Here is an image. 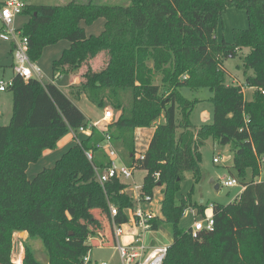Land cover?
<instances>
[{
  "label": "trees",
  "instance_id": "obj_1",
  "mask_svg": "<svg viewBox=\"0 0 264 264\" xmlns=\"http://www.w3.org/2000/svg\"><path fill=\"white\" fill-rule=\"evenodd\" d=\"M24 1L22 15L28 20L21 29L33 61L62 39L70 45L53 61L52 81L14 75L8 88L13 115L8 125H0V264H19L10 256L15 231L38 236L49 264H86L92 247L116 245L110 202L122 224L129 221L127 209L134 201L125 191L129 183L111 179L102 185L97 178L95 167L103 170L112 161L100 146L106 134L124 163L147 172L142 197H154L162 187L163 217L152 223L158 229L165 222L172 231L164 264H264V0ZM231 6L245 9L249 19L248 28L234 29L233 42L216 35ZM99 19L105 20L103 31L89 35L83 24ZM244 48L245 80L229 83L224 60ZM100 54L107 59L95 69L92 62ZM76 74L81 79L69 93L55 82ZM184 87L212 91L211 124L193 126L191 115L200 100L185 97ZM246 87L257 89L251 100ZM83 95L102 109L111 106L113 120L95 126L75 102ZM81 127L90 131L87 137L53 167L29 177L32 163ZM149 127L154 132L141 151L136 132ZM210 138L231 146L232 167L245 188L228 204L213 203L214 229L194 238L191 227L181 226L182 217L190 206L201 214L207 206L180 198V183L186 172L195 182L203 179L202 147ZM26 249L24 264H40Z\"/></svg>",
  "mask_w": 264,
  "mask_h": 264
},
{
  "label": "rangeland",
  "instance_id": "obj_2",
  "mask_svg": "<svg viewBox=\"0 0 264 264\" xmlns=\"http://www.w3.org/2000/svg\"><path fill=\"white\" fill-rule=\"evenodd\" d=\"M3 0H0V4ZM70 0H29V2L40 3V4H63L67 3ZM94 3L100 4H119V5H129L131 0H92ZM28 20V17L20 15L16 20V26L21 27L24 22ZM105 20L99 19L92 25L83 24L86 28V31L89 35L100 34L104 29ZM249 27V19L245 9L241 7L231 6L227 8L218 23L216 35L219 40H227L233 42L234 40V29L241 28L246 29ZM70 43L67 39H62L60 42L48 46L42 56L36 61L43 71L42 81L50 82L53 80V61L60 58L63 51L69 47ZM12 48L9 42H5L0 39V77H4L7 80H10L14 76L12 64H13V54H11L10 49ZM247 48L239 51L237 56L230 57L224 60V65L227 69V80L229 83H239L245 80V74L243 70V56L247 52ZM105 55H99L92 62L95 69H100L106 62ZM81 79V76L76 75H63L61 78L56 79V84L64 89L66 92H70V86L72 84L77 85ZM43 81V82H44ZM182 94L189 99H199L192 115L191 123L195 128H200L206 124H211L214 121V105L211 101L213 95L212 91L207 88H201L198 90H193L189 87L182 88ZM245 95L248 99H251L253 96V89L246 87ZM78 107L82 111L91 113L94 117V114L100 115L102 110L89 101L86 96H83L81 99L75 101ZM107 109H112L115 115L113 108L107 107ZM13 115V93L11 91L1 92L0 93V125H8L11 121ZM88 115V114H87ZM163 117L161 120L163 121ZM154 131V127H149L145 129L137 130L136 132V141L137 146L141 151H144L147 148L148 143L150 142L151 134ZM180 130L178 131V133ZM82 137V134L80 135ZM73 143L76 141L73 134L69 132L62 138V143L67 144L68 141ZM60 146V142L58 144ZM57 150V151H55ZM55 152L50 155V153ZM63 152L58 151V147L52 149L51 151L44 153L38 162L32 165V169L36 166L42 165L44 163L45 167H53L59 158H61ZM219 158L218 162H215L214 159ZM50 159V162H49ZM233 164V152L231 151L230 145H222L218 142H215L210 138L206 144L202 147V158L201 165L203 170V179L200 182H195L192 177V172H186L185 178L181 181V191L179 193L180 198L182 196H190L192 201L198 203L199 205H206V213H212L211 204L217 202L222 204H228L234 199L242 190V181L244 180L236 169L232 167ZM38 168V167H37ZM44 168H39L43 170ZM30 170L29 177L33 178L39 172L34 174V171ZM37 170V169H35ZM147 172L141 169H135L134 177L129 180L132 183V187L129 188L126 192L129 193L136 200V190H134V185L142 186L144 184L145 175ZM237 177L241 185H237L229 188V194L221 195L220 191L215 188V185L222 184L224 180H228L231 177ZM264 177V173H262ZM252 174L248 171L246 179L250 180ZM162 187L159 186L155 189V198L153 202H149L150 208L154 209L158 220L162 219L163 215L161 212V200L164 197V194L161 192ZM141 193V190L139 191ZM134 203V202H133ZM136 204H133V207ZM144 206H148L143 203ZM198 206V205H197ZM132 207V208H133ZM199 209L194 206H190L184 213L181 226L190 227L195 219L201 218ZM158 229H152L146 233V240L148 244L154 245H171L172 243V231L171 228L165 222L160 221ZM108 244V243H106ZM26 245L34 252L35 257L39 260L40 264H49V255L48 251L44 247L41 239L38 236L29 235L26 231H15L12 237V250H11V259L14 262L19 264H24L26 257ZM92 257L93 262H103L106 261L108 264H123L121 257L119 255L116 247L100 246L92 247Z\"/></svg>",
  "mask_w": 264,
  "mask_h": 264
},
{
  "label": "built area",
  "instance_id": "obj_3",
  "mask_svg": "<svg viewBox=\"0 0 264 264\" xmlns=\"http://www.w3.org/2000/svg\"><path fill=\"white\" fill-rule=\"evenodd\" d=\"M24 7V0H3L1 2L0 39L9 42L13 48L12 68L14 75H18L25 80L31 78L42 80L44 76L42 69L29 55L28 37L23 34L21 27L16 26V20L22 15ZM11 85H13V78L7 80L4 77H0V93L8 91ZM113 118L114 112L112 109H107L103 114L102 120L94 123V125L101 126L103 123L111 122ZM85 131H87V129L81 127L79 131L72 129L71 133L76 140L80 142L79 133ZM100 146L107 148L112 161L111 164L103 170L95 167L99 182L105 185V183L111 179H121L123 182L130 184L125 191L129 190V188L133 186L129 180L134 177L135 167H131L124 163L118 150L113 145L112 138L109 134H106V139ZM87 154L88 157L92 159V153L88 152ZM138 156L142 159L144 158L142 154ZM214 161L218 162L219 158H215ZM155 176L159 177V173H156ZM222 184L230 188L241 185V182L237 177L233 176L228 180H224ZM142 187L143 185H134V190H136L137 193L136 200L134 199L136 205L133 208L127 209V214L130 219L126 223L120 224L117 222L115 216L118 215L119 210L115 204L110 202L112 224L116 240V245L113 247H116L118 250L123 264H164L169 245L149 246L145 241V235L148 231L153 229L152 221L157 217L155 210L151 209L149 205V202H153L156 195L154 197L150 195L142 197L139 192ZM244 188L245 186L243 185L241 192ZM143 203L148 206H144ZM213 205L214 204H211L210 207L213 208ZM214 227L215 219L213 214L206 215L201 219H195L191 226V233L194 238H198L201 231H212ZM90 243L91 241L89 239L87 244ZM91 261L93 262L92 249L84 257V262L86 264ZM96 263L108 264L106 261Z\"/></svg>",
  "mask_w": 264,
  "mask_h": 264
},
{
  "label": "crops",
  "instance_id": "obj_4",
  "mask_svg": "<svg viewBox=\"0 0 264 264\" xmlns=\"http://www.w3.org/2000/svg\"><path fill=\"white\" fill-rule=\"evenodd\" d=\"M249 88H252L253 89V96H252V98L251 99H253L254 98V95H255V92L257 91V89L255 88V87H249ZM83 96H85V95H83ZM82 96V97H83ZM81 97V98H82ZM80 98V99H81ZM87 98V97H86ZM88 99V98H87ZM248 99V98H247ZM251 99H249V100H251ZM79 100V99H78ZM89 100V99H88ZM90 101V100H89ZM96 105V104H95ZM100 108V107H99ZM101 110H102V113L100 114V115H98V114H94V117L91 115V113H89V112H86V111H83L84 112V114L87 116V118L88 119H90L93 123H96V122H100L101 120H102V118H103V114H104V109H102V108H100ZM88 114V115H87ZM141 129H145V128H141ZM141 129H138V131H140ZM154 132V131H153ZM153 132H152V134H151V136L150 137H152V135H153ZM89 133H90V131L89 130H87V131H85V132H80L79 133V139L81 140V139H83V138H85V137H87L88 135H89ZM82 134V137L80 136ZM73 137H74V135H73ZM149 139H151V138H149ZM75 140H76V138H75ZM76 142H78L77 140L73 143L71 140L70 141H68V143L67 144H63L62 143V141H60V146L58 145V151H60V152H63V154L71 147V146H73ZM149 144V143H148ZM148 146V145H147ZM49 151H51V150H46L44 153H47V152H49ZM55 151H57V150H55ZM55 152H52V153H50V155H52V154H54ZM60 159V158H59ZM58 159V160H59ZM49 162H50V159H49ZM33 164H35V163H32L30 166H29V169H28V174L30 173V170L32 169L31 167H32V165ZM44 163H42V165H41V167L40 166H36V168L34 167L33 169H32V171H34V174L36 173V172H39L42 168H44ZM38 167V168H37ZM48 167V166H47ZM39 168H41V169H39ZM35 169H37V170H35ZM31 175V174H30ZM29 175V176H30ZM229 194V193H228ZM207 210V209H206ZM206 210H205V213L204 214H201V216L202 217H204V216H206V215H211V214H213V208H212V213H210V214H207L206 213ZM201 217V218H202ZM201 218H198V219H201ZM193 225V224H192ZM191 225V226H192ZM190 226V227H191ZM146 236V235H145ZM145 241H146V244H148L147 243V240H146V237H145ZM149 246H164V245H154V244H148ZM167 246V245H166Z\"/></svg>",
  "mask_w": 264,
  "mask_h": 264
},
{
  "label": "water",
  "instance_id": "obj_5",
  "mask_svg": "<svg viewBox=\"0 0 264 264\" xmlns=\"http://www.w3.org/2000/svg\"><path fill=\"white\" fill-rule=\"evenodd\" d=\"M215 188L220 191L221 195H226V194L229 193V188L227 186H224V185H221V184L217 183L215 185Z\"/></svg>",
  "mask_w": 264,
  "mask_h": 264
}]
</instances>
